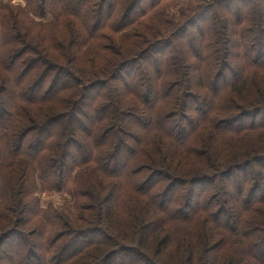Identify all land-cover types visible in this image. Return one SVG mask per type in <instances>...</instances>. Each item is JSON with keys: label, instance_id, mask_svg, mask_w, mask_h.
Returning <instances> with one entry per match:
<instances>
[{"label": "trees", "instance_id": "trees-1", "mask_svg": "<svg viewBox=\"0 0 264 264\" xmlns=\"http://www.w3.org/2000/svg\"><path fill=\"white\" fill-rule=\"evenodd\" d=\"M21 1L0 0V264H264V0Z\"/></svg>", "mask_w": 264, "mask_h": 264}, {"label": "rangeland", "instance_id": "rangeland-1", "mask_svg": "<svg viewBox=\"0 0 264 264\" xmlns=\"http://www.w3.org/2000/svg\"><path fill=\"white\" fill-rule=\"evenodd\" d=\"M13 2L14 3H18V4H23V2L21 0H13ZM173 6L174 5H171V9L169 11L171 13H174V15L170 16L169 19H172V20H174L176 22V19H178L177 17L179 16V10L180 9H188V4H179V5L175 6V7H173ZM158 37H160V36H157L156 38H158ZM176 41H179V39H176ZM148 59L149 58L147 57L143 61L147 62ZM143 61H140L141 65H143V63H145ZM111 111H113V109H111ZM127 122L129 124L133 125V128L136 127V125L134 126V123L131 122L130 119H128ZM69 162H70V160H69ZM177 174H179V173H177ZM180 175H182V174H180ZM36 194L38 196V199H39L41 207L44 208V209L51 208V209H54V210H57V211L64 212L65 214H72L74 212V200H73L72 197H70L69 195H67L64 192H53L52 191L50 193H47V192H40L39 191ZM237 198H238L237 196H234V199L232 200V203H234L235 205H237V202H236ZM183 226L180 225L178 227L184 228ZM101 228L107 235H111V236L113 235L112 236L113 238L116 237V238H114V242H117L118 244H120V242H123L121 239H119L120 241L118 240L117 231H111L106 226H103V227L101 226ZM115 239H117L118 241H116ZM135 247L137 248V245H135ZM154 247H155V245H154ZM118 248L119 247L116 246V245H111V246H109L107 248V250L108 251H110V250L117 251ZM137 252L141 253V250H139L137 248ZM150 259L152 260V263H155V264H160L161 263L159 255H158V257H152L151 256ZM179 260H180V257H179ZM177 262H178V259H177ZM177 262H175V264H178Z\"/></svg>", "mask_w": 264, "mask_h": 264}]
</instances>
